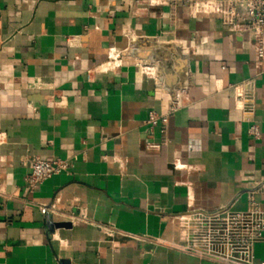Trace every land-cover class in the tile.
<instances>
[{
  "label": "crops",
  "instance_id": "0c3cea01",
  "mask_svg": "<svg viewBox=\"0 0 264 264\" xmlns=\"http://www.w3.org/2000/svg\"><path fill=\"white\" fill-rule=\"evenodd\" d=\"M252 39L188 0H0V264H222L181 250L179 218L264 206ZM128 47L161 85L132 63L103 71ZM177 92L182 107L151 128ZM34 156L72 168L31 190Z\"/></svg>",
  "mask_w": 264,
  "mask_h": 264
},
{
  "label": "built area",
  "instance_id": "2783aa9c",
  "mask_svg": "<svg viewBox=\"0 0 264 264\" xmlns=\"http://www.w3.org/2000/svg\"><path fill=\"white\" fill-rule=\"evenodd\" d=\"M150 6L165 5L181 0H141ZM195 10L217 15L222 26L230 32H250L253 35L251 47L255 55L254 63L260 76L264 69V0H188ZM129 38V34H128ZM136 50L128 47L118 51L110 49L108 61L112 67L103 71L115 70L130 63V55L135 57V64L147 77L161 85L162 78L154 64L138 61ZM104 64V65H105ZM103 66V65H102ZM163 83V82H162ZM171 94V95H170ZM172 104L161 114L152 110L147 120L151 128L160 122L166 125L170 116L182 107L180 93H170ZM173 95V96H172ZM238 100L243 108H249V93L243 92ZM249 133L259 139L261 131L256 123H251ZM149 149H157L154 143L147 145ZM72 164L67 159H43L39 156L31 158V171L26 177V185L31 190L44 181L69 173ZM176 168H180L176 165ZM264 195V183L259 187ZM249 207L245 211L224 209L222 212L205 214L190 213L179 218L186 228V235L181 250L209 261L222 264H257L255 247L264 243V206L252 196L249 197ZM259 264H264L260 262Z\"/></svg>",
  "mask_w": 264,
  "mask_h": 264
},
{
  "label": "water",
  "instance_id": "95a60500",
  "mask_svg": "<svg viewBox=\"0 0 264 264\" xmlns=\"http://www.w3.org/2000/svg\"><path fill=\"white\" fill-rule=\"evenodd\" d=\"M51 226L53 227H57V228H67V227H70V224H66V223H61V224H52L50 223Z\"/></svg>",
  "mask_w": 264,
  "mask_h": 264
},
{
  "label": "bare ground",
  "instance_id": "6f19581e",
  "mask_svg": "<svg viewBox=\"0 0 264 264\" xmlns=\"http://www.w3.org/2000/svg\"><path fill=\"white\" fill-rule=\"evenodd\" d=\"M175 47V46H174ZM170 52V51H169ZM176 52V51H175ZM135 62V61H134ZM112 67V63L111 64H105L104 66H103V70H106V69H108V68H111Z\"/></svg>",
  "mask_w": 264,
  "mask_h": 264
},
{
  "label": "rangeland",
  "instance_id": "374dc122",
  "mask_svg": "<svg viewBox=\"0 0 264 264\" xmlns=\"http://www.w3.org/2000/svg\"><path fill=\"white\" fill-rule=\"evenodd\" d=\"M129 59H130V63H132V64L136 63V62H134L135 61V57L134 56L130 55Z\"/></svg>",
  "mask_w": 264,
  "mask_h": 264
}]
</instances>
